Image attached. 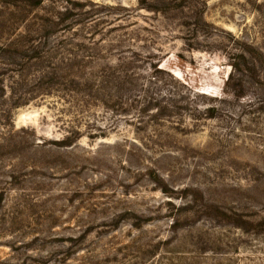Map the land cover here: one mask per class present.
<instances>
[{"label":"rangeland","instance_id":"rangeland-1","mask_svg":"<svg viewBox=\"0 0 264 264\" xmlns=\"http://www.w3.org/2000/svg\"><path fill=\"white\" fill-rule=\"evenodd\" d=\"M14 31L70 78L0 98V264H264V0H0Z\"/></svg>","mask_w":264,"mask_h":264},{"label":"trees","instance_id":"trees-1","mask_svg":"<svg viewBox=\"0 0 264 264\" xmlns=\"http://www.w3.org/2000/svg\"><path fill=\"white\" fill-rule=\"evenodd\" d=\"M49 22L54 23L53 20L45 18L42 22L28 24L35 26L37 30ZM57 53L55 49L44 48L38 34L14 31L0 35V98L7 91L16 96L12 104L3 110L5 115L9 116L14 107L27 104L35 98L31 95L34 90L29 88L33 80L51 83L63 76L70 78V70L60 71L59 62L62 59L56 56ZM71 79L74 80L73 77ZM5 81H9V84L6 85Z\"/></svg>","mask_w":264,"mask_h":264}]
</instances>
